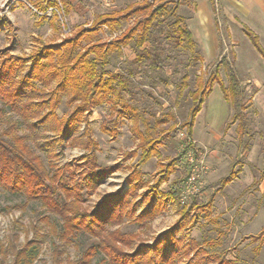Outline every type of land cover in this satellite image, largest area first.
Segmentation results:
<instances>
[{
  "label": "rangeland",
  "instance_id": "rangeland-1",
  "mask_svg": "<svg viewBox=\"0 0 264 264\" xmlns=\"http://www.w3.org/2000/svg\"><path fill=\"white\" fill-rule=\"evenodd\" d=\"M172 1L0 0V51L28 57L43 45L60 43L80 27L97 29L86 35L82 47L110 43L146 17L147 4L156 8L166 3L169 8ZM176 1L180 3L177 13L192 31L196 45L190 47L171 38L172 42L165 45L161 70L135 71L134 41L112 50L107 69L122 74L128 83L110 100L93 105L88 121L81 124V130L85 126L90 130L92 148L79 145V140L65 141L57 147L59 162L71 163L77 175L93 166L106 170L97 189L85 196L84 206L88 209L110 196L129 194L130 205L125 213L136 205L134 214L130 218L125 214L111 229L135 234V244L152 243L161 232L184 221L185 227L175 231L181 243L176 250L190 251L182 264H264V242L257 247L264 229V58L243 31L249 27L264 46V0L263 5L258 0ZM103 14H116L118 21L96 24ZM224 56L242 82L244 112L230 123L234 107L225 102L215 83L196 117L193 135L188 137L185 129L177 126L188 118L193 105L191 93L216 72L228 84L226 64L220 62ZM67 99L64 95L57 109L61 117L72 108ZM4 108L0 133L8 126L5 120L20 121L17 114ZM144 138L161 139L156 144L157 154L146 162L141 152ZM189 143L192 150L175 164L168 180L157 183L165 163ZM34 150L47 166L46 155ZM86 154L88 158L80 160ZM193 172L200 184L183 201L182 194ZM231 172L233 181L217 192L221 179ZM135 185L140 188L133 189ZM171 190L176 194L171 195ZM215 192L212 206L199 208ZM184 208L189 209L186 218ZM146 209L153 210V218H141ZM43 215H50L51 224L60 226L59 217L45 211L39 202L0 188V244L8 245L17 233L16 245H23L35 238L33 225H37L45 236L40 238L32 264H56V257L62 263L76 259L86 246L97 241L79 234L65 245L51 232L52 225H43ZM57 247L63 253L57 255ZM98 260L96 257L92 264ZM11 263L9 254L2 264Z\"/></svg>",
  "mask_w": 264,
  "mask_h": 264
},
{
  "label": "trees",
  "instance_id": "trees-1",
  "mask_svg": "<svg viewBox=\"0 0 264 264\" xmlns=\"http://www.w3.org/2000/svg\"><path fill=\"white\" fill-rule=\"evenodd\" d=\"M172 3L169 8L166 3L156 8H152L151 3L147 4L149 11L146 17L110 43H93L82 47L81 41L97 29L80 27L60 43L43 45L28 57L0 51V122L4 120V107L20 118V121L13 122L5 120L8 126L0 133V188L12 194H21L27 201L39 202L45 211L59 217L60 226L51 224L50 215H43L40 219L44 226L52 225L51 232L63 244L72 243L79 234L97 240L86 246L76 259L62 263L56 257V264H92L96 257H99L96 264H182V258L189 255L187 248L183 253L176 250L181 243L175 237V231L185 227L184 221L161 232L152 243L142 241L135 244V234L122 232L119 228L112 230L111 227L120 223L125 214L128 218L134 214L136 205L125 213L130 205L129 194L113 195L92 210L86 208L85 196L97 189L99 180L107 172L93 166L88 172L77 175L71 163L62 165L59 162L61 154L57 149L59 144L70 140H79V145L83 146L84 143L85 148L94 145L88 126L81 130V124L88 121L87 115L93 105L110 100L121 86L128 83L125 76L107 69L112 50H119L134 41L132 63L135 71L143 68L161 70L165 45L172 42L171 38L175 37L178 43L184 41L190 47L196 45L192 31L177 13L180 3L176 0ZM115 15H100L95 22L115 23L118 21ZM243 31L264 58V47L258 34L249 27H244ZM147 43L150 46H145ZM220 62L226 64L228 84L216 72L206 82L201 81L191 93L193 105L188 118L177 126L185 129L188 137L193 135L196 117L215 83L220 85L225 101L234 107L230 123L239 119L244 112L242 82L225 56ZM64 95H68L66 103L72 108L61 117L57 109L63 103ZM19 123L23 126L19 127ZM160 141V138H144L145 145L141 149L143 162L157 154L156 144ZM34 148L46 155L47 166ZM191 150L192 144L189 143L170 162L165 163L157 183L168 180L175 164ZM86 158L88 154L80 160ZM233 179L234 172L223 177L217 192ZM136 188L140 186L133 187ZM217 192L199 208L211 207ZM170 194L175 195L176 192L171 190ZM188 210L183 209L185 218ZM141 215V218L154 216L152 209L144 210ZM33 229L35 238L26 240L23 245H16L19 241L17 233H13L8 245L0 244V264L9 254L12 256L11 264L33 263L38 255L35 251L40 238L45 236L37 225H33ZM262 233L258 249L264 242V229ZM55 252L59 255L63 250L57 247Z\"/></svg>",
  "mask_w": 264,
  "mask_h": 264
},
{
  "label": "built area",
  "instance_id": "built-area-1",
  "mask_svg": "<svg viewBox=\"0 0 264 264\" xmlns=\"http://www.w3.org/2000/svg\"><path fill=\"white\" fill-rule=\"evenodd\" d=\"M200 184L199 177L194 175V172L188 179V187L186 188V191L182 194V200L184 201L185 199L188 198L189 195L195 193L197 191V185Z\"/></svg>",
  "mask_w": 264,
  "mask_h": 264
},
{
  "label": "crops",
  "instance_id": "crops-1",
  "mask_svg": "<svg viewBox=\"0 0 264 264\" xmlns=\"http://www.w3.org/2000/svg\"><path fill=\"white\" fill-rule=\"evenodd\" d=\"M258 2L260 3V5H263V2H262V0H258ZM262 44V43H261ZM263 46V45H262ZM264 47V46H263ZM220 86V85H219ZM214 89V88H213ZM220 89H221V87H220ZM213 92V91H212ZM222 92V91H221ZM223 94V93H222ZM210 96V95H209ZM223 98H224V96H223ZM225 100V99H224ZM226 102V101H225ZM227 103V102H226ZM263 183H264V177H263Z\"/></svg>",
  "mask_w": 264,
  "mask_h": 264
}]
</instances>
